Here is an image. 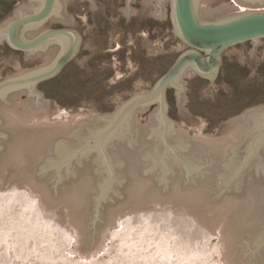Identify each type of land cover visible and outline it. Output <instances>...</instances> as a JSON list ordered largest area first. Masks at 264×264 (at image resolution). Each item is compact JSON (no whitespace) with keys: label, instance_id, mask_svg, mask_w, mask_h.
<instances>
[{"label":"water","instance_id":"95a60500","mask_svg":"<svg viewBox=\"0 0 264 264\" xmlns=\"http://www.w3.org/2000/svg\"><path fill=\"white\" fill-rule=\"evenodd\" d=\"M70 1L28 0L0 24V264H264V104L212 135L183 81L212 82L239 43L254 60L264 0H170L187 49L154 84L108 112L57 115L37 84L81 35L42 23H76ZM145 1L165 17V0Z\"/></svg>","mask_w":264,"mask_h":264},{"label":"rangeland","instance_id":"374dc122","mask_svg":"<svg viewBox=\"0 0 264 264\" xmlns=\"http://www.w3.org/2000/svg\"><path fill=\"white\" fill-rule=\"evenodd\" d=\"M27 1L0 0V24ZM138 1L141 5L132 14V23L124 20L121 0H99V10L81 0L69 3L68 16L76 23L64 24L82 34V50L58 75L37 84L38 90H45V98H51V107H59L57 115L111 111L131 94L149 89L187 49L172 26L153 20L151 5ZM139 17L151 23L139 24ZM261 41L254 60L249 58L248 42L225 49L223 65L212 82L191 72L184 75L185 101L201 131L218 135L232 116L264 104Z\"/></svg>","mask_w":264,"mask_h":264},{"label":"flooded vegetation","instance_id":"af4514ba","mask_svg":"<svg viewBox=\"0 0 264 264\" xmlns=\"http://www.w3.org/2000/svg\"><path fill=\"white\" fill-rule=\"evenodd\" d=\"M72 2H74V3H77L78 2V0H71ZM70 1V2H71ZM81 1H83V2H86L89 6H91L92 7V0H81ZM146 4H148V5H151L152 6V8H153V6H154V4L155 3H152V2H149V1H145V0H143ZM69 2V3H70ZM69 3H68V5H69ZM129 4V2H128V0H121V6H122V8H124L125 6H127ZM137 4L138 5H141V3L137 0ZM101 8V4H100V2H99V0H97V9H95V10H99ZM105 8V7H104ZM163 8H164V11H165V19H160V20H164L166 23H168L170 26H172V24H171V21H170V0H165L164 1V3H163ZM102 9V8H101ZM124 20L127 22V23H132L133 22V20L134 19H132V15L131 16H128V17H125V15H124ZM153 20L156 22V21H160V20H157V19H155V18H153ZM105 21H107L106 19H104L103 21H101V22H105ZM150 21V22H149ZM136 22H138L139 24H147V22L148 23H151V20L150 19H146L145 17H139L138 19H137V21ZM42 27H46V28H71V29H73V30H75V31H77L80 35H81V37H80V43H79V49H78V52H77V54L74 56V58L80 53V51L82 50V42H83V37H82V34L75 28V27H73L72 25H66V24H64V23H55V17H50V18H48V23H42ZM262 39H264V38H261V40ZM246 42H248L250 45H251V41H246ZM245 43V42H244ZM258 46V45H257ZM256 46V47H257ZM255 47V48H256ZM224 54V53H223ZM73 58V59H74ZM72 59V60H73ZM71 60V61H72ZM223 65V55H222V58H221V64H220V68H221V66ZM59 74V73H58ZM57 74V75H58ZM56 76V75H55ZM40 83V82H39ZM38 83V84H39ZM38 90V89H37ZM244 110V109H243ZM243 110H241V111H243ZM240 111V112H241ZM236 115V114H235Z\"/></svg>","mask_w":264,"mask_h":264}]
</instances>
